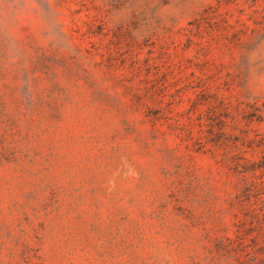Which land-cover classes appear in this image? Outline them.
Here are the masks:
<instances>
[{
  "label": "rangeland",
  "instance_id": "obj_1",
  "mask_svg": "<svg viewBox=\"0 0 264 264\" xmlns=\"http://www.w3.org/2000/svg\"><path fill=\"white\" fill-rule=\"evenodd\" d=\"M0 264H264V0H0Z\"/></svg>",
  "mask_w": 264,
  "mask_h": 264
}]
</instances>
